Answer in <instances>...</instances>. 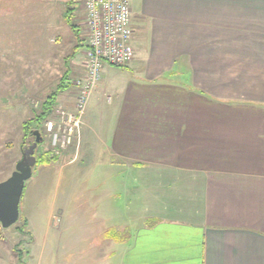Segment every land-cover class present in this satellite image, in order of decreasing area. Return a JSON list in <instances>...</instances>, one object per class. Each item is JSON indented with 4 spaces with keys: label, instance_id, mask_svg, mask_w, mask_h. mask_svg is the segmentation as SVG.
<instances>
[{
    "label": "crops",
    "instance_id": "crops-1",
    "mask_svg": "<svg viewBox=\"0 0 264 264\" xmlns=\"http://www.w3.org/2000/svg\"><path fill=\"white\" fill-rule=\"evenodd\" d=\"M128 2L135 58L104 68L88 100L107 97L110 107L90 120L86 114L75 142L76 153L85 142L91 159L103 150L125 172L123 213L140 226L113 257L117 264H264V0ZM75 3L68 0L65 12ZM58 16L67 24L63 11ZM76 30L79 40L74 32L65 48L61 36L50 39L56 49L51 54L49 44L44 59L36 57L43 61L36 81L27 82L30 67L26 87H15L24 102L42 100L27 121L66 73L69 87L56 107H75L87 47ZM68 47L72 68L49 91L48 68ZM16 53L0 46V59Z\"/></svg>",
    "mask_w": 264,
    "mask_h": 264
},
{
    "label": "rangeland",
    "instance_id": "rangeland-1",
    "mask_svg": "<svg viewBox=\"0 0 264 264\" xmlns=\"http://www.w3.org/2000/svg\"><path fill=\"white\" fill-rule=\"evenodd\" d=\"M67 2L0 0V46H11V50L17 51L16 56L0 59V183L11 177L25 151L35 142L34 136H26L23 123L27 121L26 114L30 117L37 114L42 103L37 97L30 99V103L24 102L26 99L15 87H26L27 68L32 67L30 75L26 72L27 82L37 79L43 61L36 57L43 60L49 44L51 54L56 49L50 39L59 41L61 36L63 48L70 40H75L73 30L63 20L59 21L58 14L65 13ZM73 5L76 28L84 40L83 6L80 0ZM83 50L79 48L80 55ZM69 54L70 47L64 49L61 60L51 65L52 72L48 68L46 87L51 88L49 91L57 88L65 72L72 68L71 63L66 64ZM66 86L69 87L68 83ZM68 101L71 103V99ZM109 107L107 97L98 100L92 96L91 104L87 101L84 116L87 114V120L93 119ZM75 112V108L55 107L47 118L54 129L56 127L54 132L60 124L64 125L67 115H76ZM31 128L33 132L40 130L43 139L34 156L38 158L48 151L57 156L59 153L51 139L53 132L47 131L46 120L33 121ZM72 138L57 160L48 166L36 164L33 167L21 198L19 221L8 229L0 224V264H117V256L113 257L112 251L128 243L140 226L123 213L127 210L129 194H126L125 172H120L119 164L103 150L99 155H91V159L87 155L91 147H86L85 142L76 153V140ZM83 140L86 141L85 137ZM75 156L74 162L69 163Z\"/></svg>",
    "mask_w": 264,
    "mask_h": 264
},
{
    "label": "built area",
    "instance_id": "built-area-1",
    "mask_svg": "<svg viewBox=\"0 0 264 264\" xmlns=\"http://www.w3.org/2000/svg\"><path fill=\"white\" fill-rule=\"evenodd\" d=\"M80 1L87 40L83 63L85 74L74 84L77 89L74 107L76 115H67L64 125L60 124L56 132L54 124L47 123V131L53 132L51 139L58 153L71 143L73 136L72 139L79 136L87 101L99 83L104 68L126 67L136 55L133 47L132 12L128 0Z\"/></svg>",
    "mask_w": 264,
    "mask_h": 264
},
{
    "label": "water",
    "instance_id": "water-1",
    "mask_svg": "<svg viewBox=\"0 0 264 264\" xmlns=\"http://www.w3.org/2000/svg\"><path fill=\"white\" fill-rule=\"evenodd\" d=\"M35 142L25 151L10 178L0 183V224L8 229L20 218V202L26 181L32 177V169L37 164L35 149L43 139L39 131H34Z\"/></svg>",
    "mask_w": 264,
    "mask_h": 264
},
{
    "label": "trees",
    "instance_id": "trees-1",
    "mask_svg": "<svg viewBox=\"0 0 264 264\" xmlns=\"http://www.w3.org/2000/svg\"><path fill=\"white\" fill-rule=\"evenodd\" d=\"M73 11H74V9L67 10L65 12V15H66V19H67L68 26L73 30V32L76 33V37L78 39V36H77L78 34H77L76 26L72 22L71 16H70L73 13ZM68 74L69 73H66L65 74V76L63 78V81H62L61 85L59 86V88L55 92H53L49 96V98L43 103V105L41 107V112L37 115V117H34V119L23 123V130L26 133V136H30V137L33 138V135H32L33 131H32V128H31V125H32V122L33 121H35V120H37V121L46 120L49 116H51L53 114V112L55 110V107H56L57 96H58L59 92L61 91L60 89L62 87H66L64 83H65V80L68 78ZM57 158H58L57 156L52 155V152L51 151H48V152H45L44 154L38 156V158H37V160H38L37 164L44 165V166H48L53 161L57 160ZM113 234L114 233H112L111 236Z\"/></svg>",
    "mask_w": 264,
    "mask_h": 264
}]
</instances>
